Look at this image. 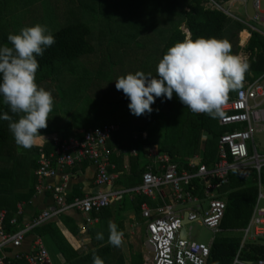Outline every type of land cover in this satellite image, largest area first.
Segmentation results:
<instances>
[{"label": "built area", "instance_id": "1", "mask_svg": "<svg viewBox=\"0 0 264 264\" xmlns=\"http://www.w3.org/2000/svg\"><path fill=\"white\" fill-rule=\"evenodd\" d=\"M204 1L224 11L213 0ZM245 3L246 0H243L244 6ZM253 8L254 15L251 18L260 20V0L253 1ZM249 27L254 29L253 26ZM223 112L224 116L219 119V123L235 127L219 136L217 160L212 167L200 163L196 168L193 162H189L190 169L179 170L177 163L168 154L161 153L157 145H152L147 151L151 161L145 167L140 183L132 190L146 198L140 203V213L145 223V241L151 254V264H207L213 239L207 244L196 241L186 226L197 222L214 233L219 231L226 202L216 194V190L228 182L229 173L233 170L254 169L258 176V195L252 215L243 228L241 247L248 240L264 239V191L259 179L260 169L264 166V153L258 152L257 147L262 146L256 139L257 134L264 133V71L253 81L243 82L234 96L226 100ZM119 129L116 123H104L85 130L79 137L54 139L49 151L38 149L37 167L34 170L37 178L35 193L48 191L54 204L21 227L17 226L16 218H10L8 223L16 225V229L12 231L5 228L6 210H0V264H5L4 259L11 256L8 255L11 250H14L12 257L23 256L28 264H52L51 256L39 236L35 235L28 251H18L25 233L31 227L69 210L81 212L86 222H92V213L99 212L112 201L120 199L127 189L108 188L67 200L66 182L70 173L60 171L88 161L96 167L95 183L98 186L110 185L112 175L109 168L112 164L109 157L112 150L107 146V141ZM142 135L145 137V134ZM58 174L60 182L50 184L48 179ZM194 179H198L200 187L193 183ZM205 202L206 207L203 206ZM187 204H190L189 208L184 207ZM20 209L18 207V214ZM183 219L187 220L185 225L182 224ZM183 226L185 236L180 237ZM239 250L231 264H264L262 259L254 262L241 260L238 257Z\"/></svg>", "mask_w": 264, "mask_h": 264}, {"label": "trees", "instance_id": "2", "mask_svg": "<svg viewBox=\"0 0 264 264\" xmlns=\"http://www.w3.org/2000/svg\"><path fill=\"white\" fill-rule=\"evenodd\" d=\"M176 1L178 0H174V3ZM187 1L182 20H184L185 28L189 31V36L187 37L176 26L164 45L159 49L153 48L152 51H148L147 56L156 55L161 60L167 50L177 42L188 38L195 40L199 37H214L220 40H227L231 44L232 54L241 52L243 56L249 58L251 67L245 74L243 82L253 81L263 73L264 36L262 34L256 30H246V27L241 22L230 19L220 8L212 7L204 0ZM213 1L221 5L229 0ZM231 22L236 24V29L226 35V28ZM5 29L7 27L0 25V47L5 45L11 47V43L7 39L11 32L8 31L5 34ZM89 31V27L85 23H74L51 33L55 38V44L45 49L42 57H37L39 63V68L36 72L37 85L50 78L60 68L81 54L93 51V48L86 40ZM246 40L247 43L244 47L237 44L239 42L240 45H244ZM157 65L143 67L148 72H142L155 76ZM135 71H140V69L138 68ZM235 92L236 90L230 91L228 98H232ZM151 107L153 108L152 113L143 115V127L139 129L135 138L131 137L129 146L134 145L137 148V154L142 157L144 152L147 151V149L145 150L146 147L157 145L161 153L168 154L171 160L177 163L179 170L190 169L188 166L189 162H193L196 168L200 163H205L208 167H212L217 160L219 136L225 131L234 128L233 125L220 124V118L214 119L208 114L191 112L179 101L175 93H173L171 100H167L164 97L156 98L155 103ZM5 112L12 114L10 108L3 103V96L0 94V117ZM17 118L14 117V119ZM151 123L155 124L152 125ZM8 125V121L0 118V210H6L7 220L5 228L12 231L16 229V225H10L8 220L14 217L17 224L20 222L17 205L23 199L27 200L35 190L37 178L34 170L37 167V163L36 158L33 156L38 153V150L34 147L31 149L19 147L15 143ZM120 126L122 127L121 123ZM119 131L115 134H118ZM142 131H145V137H142ZM203 135H205V139L202 143ZM44 150L49 151L47 148H44ZM74 166L70 169L73 170ZM144 170L145 166L142 168L141 175ZM259 179L264 184V166L260 169ZM257 182L258 176L254 169L246 171L233 170L229 173L228 182L219 186L216 190V194H224L226 207L220 223V229L216 232L217 234L211 242L207 264L232 263L239 250L243 236V230L242 232L239 230L247 225L256 203L258 195ZM193 183L200 187L198 179H194ZM21 189H26L27 191H19ZM149 202L151 201L149 200ZM99 213L94 212L91 216ZM29 231L41 237L45 245L49 242L52 243L55 253H60L67 264H93V253L98 255L104 261V264H123L124 262L123 256L111 253L112 250L109 243L102 244L101 241L98 242V246L95 249L80 255L63 238L56 224L50 220L31 227ZM238 257L243 261L264 260V239L257 238L246 241L240 248ZM52 258L54 262L52 263L58 264L54 261V257ZM4 260L5 264H28L23 256H6ZM129 261L131 264H142L143 258L138 253L137 255H132Z\"/></svg>", "mask_w": 264, "mask_h": 264}, {"label": "rangeland", "instance_id": "3", "mask_svg": "<svg viewBox=\"0 0 264 264\" xmlns=\"http://www.w3.org/2000/svg\"><path fill=\"white\" fill-rule=\"evenodd\" d=\"M27 1L0 0V25L7 27L4 31L5 34L8 31L11 34H18L17 30L20 31L25 26H33L37 23L45 25L51 33L78 21H81L79 23H85L90 28L86 40L93 51L81 54L60 68L50 78L38 84V87L50 91L54 98L53 110L49 114L48 120L59 118L93 125L102 123L118 124L122 120H128L129 123L125 124L128 131L122 129L118 124L120 127L119 133L123 130L128 132V135L131 133V137L133 134L136 135L138 133L136 131L143 127L144 116L137 117L131 114L128 108L130 100L122 90L118 91L116 89L115 80L128 73L135 74L137 72L135 70L138 68L140 71L147 73L148 70H144L143 67L157 65L160 59L154 55L150 58L147 56L148 51L153 50L152 42L140 41L139 44H136L130 41L128 42L130 43L129 46L119 48L117 45H124V43L116 42V36L127 44L123 36L124 31H126L127 26H133L134 24L141 26L137 30L141 31V34L147 38L150 35L164 34L165 28H170V23L173 24L172 27H176L178 25L176 22H180V19L184 18L188 1H176L178 14L174 16L167 14L168 11L164 12L167 6L160 0H63L65 3L58 2L60 6L54 10L51 7V1L53 0ZM237 3L238 1L234 3V6L237 7L229 6L227 3H222L221 6L228 13L230 19L238 20L248 31L249 26H253V30L264 36V0H260L262 11L260 20L251 17L246 20L245 9ZM44 7L49 9L51 14ZM126 7L129 8L126 9ZM135 8L137 12L132 13ZM6 10L10 12L8 16L4 15ZM127 10L129 11L128 14L132 15L125 14ZM155 27H157L156 31L153 30ZM235 29L236 24L231 22L226 28V35ZM237 44L239 45V42ZM135 46H141V48ZM136 50H139L143 58H137V56L129 54L130 51ZM141 61L148 63H142ZM125 132H123L124 135H126ZM128 143L130 145V141ZM257 148L259 153H264L262 147L258 146ZM146 149L149 150L147 147ZM206 205L207 202L203 203L204 207ZM184 207L189 208L190 204ZM186 227L193 239L206 244L217 234L197 222H191ZM141 231L143 239L146 240V233H143L141 227L136 228L134 226L133 232L129 233L134 235L135 238L136 236L141 237ZM134 238L129 237L130 241L136 245ZM127 242L129 241L126 240ZM137 243L140 244L139 241ZM142 247L144 252L147 253L146 247ZM149 258L151 259V255Z\"/></svg>", "mask_w": 264, "mask_h": 264}, {"label": "clouds", "instance_id": "4", "mask_svg": "<svg viewBox=\"0 0 264 264\" xmlns=\"http://www.w3.org/2000/svg\"><path fill=\"white\" fill-rule=\"evenodd\" d=\"M7 39L11 47H0V94L12 114L5 112L0 118L9 122L15 143L31 149L41 136L39 130L47 127L54 104L52 93L36 83L37 57L56 41L39 23L23 27L18 34L10 33ZM250 67L247 56L232 54L227 40L188 38L167 50L155 76L142 71L128 73L115 80V87L129 98L128 108L137 117L151 114L156 98L171 100L175 93L191 112L222 118L228 94L242 87ZM108 228V243L122 246L124 233L112 221ZM96 239L103 240V233L98 232ZM93 264L104 261L93 253Z\"/></svg>", "mask_w": 264, "mask_h": 264}, {"label": "crops", "instance_id": "5", "mask_svg": "<svg viewBox=\"0 0 264 264\" xmlns=\"http://www.w3.org/2000/svg\"><path fill=\"white\" fill-rule=\"evenodd\" d=\"M27 1V0H26ZM40 1V0H39ZM63 2V0H53L51 1V7H53V10L58 8L60 6L58 2ZM163 1V4H165L167 7L165 8L164 12L168 11L167 14L174 16L175 14H178L177 4L174 3V0H160ZM165 1V3H164ZM238 1L237 5H240L245 9L244 14L245 19L248 20L250 17L248 16L246 12V4L245 6L243 4V0H229L225 3H227L229 6H234V3ZM28 2V1H27ZM28 5V4H24ZM23 6V5H22ZM21 6V7H22ZM129 7H126L128 9ZM43 9V7H42ZM44 9H46L44 7ZM50 12L49 9H46V11ZM137 9L135 8L132 13H136ZM244 11V10H243ZM9 10L4 11V15L8 16ZM129 11L127 10V15ZM51 14V12H50ZM163 15V14H162ZM81 21H78L79 23ZM83 23V22H82ZM246 23V22H245ZM170 28H165L164 34H155L153 36L145 37L141 33V31H138L137 29L141 28L139 25H133V26H127L124 36V40L127 41V44L123 41L117 38L116 36V42H123L124 45L118 44L117 47H127L130 45L128 42H135L136 44H139L141 42L149 41L153 43L154 49H159L164 45V43L167 41L170 33H172L175 30V27H172V23H170ZM177 28L180 29L182 32L185 33V35L189 36V31L184 26V20L180 19V22H176ZM86 25V24H85ZM65 27V26H64ZM156 28V29H155ZM153 30L156 31L157 27H155ZM161 28V27H160ZM6 30V29H5ZM16 30V29H15ZM90 30V28H89ZM161 30V29H158ZM247 30V29H246ZM19 33V31L17 30ZM90 32V31H89ZM151 32H153L151 30ZM250 36V32H249ZM249 38V37H248ZM248 40V39H247ZM240 45L242 47L245 46ZM138 48H141V46H135ZM131 55L137 56V58H143L140 55L139 50L136 51H130ZM239 55L243 56L241 52L238 53ZM130 55V56H131ZM156 56V55H154ZM132 57V56H131ZM150 58V56H148ZM142 63H148L146 61H141ZM259 77V76H258ZM257 77V78H258ZM138 121V120H135ZM124 122V123H123ZM122 125V129H125V131H128V127L125 125L126 123H129L128 120H122L120 121ZM118 122V124H120ZM133 123V121H131ZM103 124V123H102ZM101 124H89V123H78L74 120L68 121L64 119H55V120H48L47 127L44 129L39 130V134L41 135L38 137L36 144L33 146L36 150L39 148H47L48 150L52 149V141L56 138H66L70 136H81L82 133L90 129L94 126H98ZM235 127V125H233ZM121 130L120 133L113 135L108 141L107 146L112 150V153L109 157L110 163L112 166L109 168V172L112 175V182L110 185L105 186H98L94 179L96 174V167L94 164L88 162V161H82L80 163H77L74 167V169H60V171H67L70 173L69 179L66 182V199H72L74 197H82L86 194H92L96 193L100 190H106L108 188L115 189V190H121V189H127V191L123 192L120 199L112 201L111 204L106 206L102 211L92 216L93 221L92 222H86L84 215L76 210H69L65 213L59 214L58 216L52 218L50 221L54 222L56 226L58 227V230L62 234L63 238L69 243V245L77 251L80 255L88 253L89 251H92L98 246V242L101 241L102 244L108 243V236H109V228H108V222L112 221L114 222L119 231H122L124 233L123 236V244L120 247H114L111 244V250L112 254L120 255L124 257L123 264H131L129 261V258L132 257V255H137L138 253L141 254L143 258L142 264H151L149 256L151 255L149 250L146 247V241L142 237V231H141V237L130 234L129 232H133L134 226L141 227L143 230V233L145 232V223L142 219L141 213H140V203L143 202L144 196L136 193L132 189L136 187L140 181H141V171L144 166L146 167L151 159L148 155V152L145 151L144 155L141 157L139 154H137L136 147L134 145L129 146V138L131 139V136L128 132H125L126 135L123 134ZM134 131V130H133ZM138 131H136L137 133ZM143 134H146L145 131H142ZM135 133V134H136ZM136 135L133 134V138L136 137ZM202 139V143L204 142L205 135ZM127 138V139H126ZM129 140V141H128ZM146 150V148H145ZM37 155V154H36ZM36 155L33 156L36 158ZM70 170V171H69ZM60 173V172H59ZM60 175H56L53 178L48 179V182L50 184H56L60 182ZM262 184V189L264 188ZM19 191L26 192V189H21ZM168 191V189H166ZM264 191V189H263ZM168 194V193H167ZM221 199H224V194H217ZM168 196V195H167ZM226 202V201H225ZM54 200L52 198V195L45 191L44 193L37 194L35 193V190L33 191L32 195L26 199H23L21 203H18V207H20V222L17 224V226L21 227L25 224L29 223L31 219L36 215L39 214L41 211L50 208L53 206ZM254 208V207H253ZM253 212V210H252ZM251 212V215H252ZM250 215V217H251ZM250 219V218H249ZM249 221V220H248ZM76 234H75V231ZM243 228L239 231L242 232ZM98 232H102L104 235L103 240H97L96 234ZM35 234L27 231L25 233V237L21 243V246L19 247V252H26L29 250L33 240H34ZM129 242L126 243V240ZM129 237L131 239L134 238L136 245L133 244ZM243 237V236H242ZM140 242L137 243V241ZM134 242V243H135ZM241 242L240 241L239 249L241 248ZM48 249L50 256L54 257V261H56L58 264H67L65 263L63 257L60 253H55L54 245L52 243H47L45 245ZM146 247L147 253L144 252L143 247ZM8 255L13 256L14 250L10 251ZM51 257V258H52ZM53 262V258H52ZM54 263V262H53ZM52 263V264H53Z\"/></svg>", "mask_w": 264, "mask_h": 264}, {"label": "water", "instance_id": "6", "mask_svg": "<svg viewBox=\"0 0 264 264\" xmlns=\"http://www.w3.org/2000/svg\"><path fill=\"white\" fill-rule=\"evenodd\" d=\"M253 1L254 0H247V4H246V12L248 14L249 17H252L254 15V8H253ZM257 142L264 147V133H259L257 134ZM187 222L186 219H183L182 224L185 225ZM180 237H184L185 236V228L184 226L182 227V229L180 230L179 233Z\"/></svg>", "mask_w": 264, "mask_h": 264}]
</instances>
